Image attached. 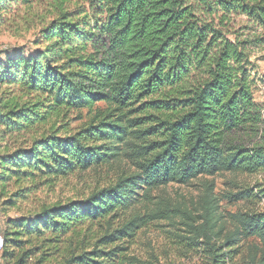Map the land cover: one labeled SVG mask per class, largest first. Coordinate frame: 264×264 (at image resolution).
<instances>
[{"label": "trees", "instance_id": "1", "mask_svg": "<svg viewBox=\"0 0 264 264\" xmlns=\"http://www.w3.org/2000/svg\"><path fill=\"white\" fill-rule=\"evenodd\" d=\"M35 2L45 9L34 49L0 50L2 206L75 173H118L85 198L8 220L0 259L53 264L62 251L56 264H160L116 244L144 225L134 212L151 192L264 172V144L237 141L263 123L252 74L264 60V0H0V29ZM82 111L77 129L61 125ZM231 197L264 199V188ZM216 208L175 237L201 264H264V212L230 216L221 240Z\"/></svg>", "mask_w": 264, "mask_h": 264}, {"label": "rangeland", "instance_id": "2", "mask_svg": "<svg viewBox=\"0 0 264 264\" xmlns=\"http://www.w3.org/2000/svg\"><path fill=\"white\" fill-rule=\"evenodd\" d=\"M44 9L42 2H35L33 9L27 13H25L27 7L21 6L18 14L14 16L16 23L0 29V50L22 47L26 49V54L33 50L41 24L37 16ZM256 66L252 74L254 78L253 102L261 112L263 123L259 127V132L237 136V141L247 146L264 144V60L258 61ZM79 116L80 120L77 119ZM87 118L85 111L81 114L74 113L69 115L67 120H63L61 125L69 123V128L77 129L88 120ZM11 143L9 141L10 145ZM117 173L118 171H100L72 174L53 184L40 186L27 200L19 202L14 208L2 206L5 199L0 198V234L2 235L8 220L25 215L44 204L85 198L96 188L114 180ZM245 187L253 189V193L264 188V172L250 176L221 173L213 177H199L187 185L170 184L155 190L134 212L143 217L144 225L135 231L133 237H124L116 244L126 248L127 256L135 257L140 261L157 260L160 264H201L198 253L186 246V241L175 236H188L186 233L189 229L182 225L184 223L191 224L195 221V226L202 225L201 217L207 209L214 205L217 206V215L221 216L217 224V228H221V240L233 231L234 223L230 216L236 213H263L264 199L236 202L233 200L231 196ZM126 220L128 218L124 221H113L111 227L120 228ZM93 232L94 237L104 233L99 227ZM255 243L258 244V241ZM32 245L36 247L35 243ZM57 253L61 254L62 251ZM57 253L49 262L53 264L60 262L61 256ZM37 258H39L38 255L28 264H36ZM0 264H5V262L0 259Z\"/></svg>", "mask_w": 264, "mask_h": 264}, {"label": "bare ground", "instance_id": "3", "mask_svg": "<svg viewBox=\"0 0 264 264\" xmlns=\"http://www.w3.org/2000/svg\"><path fill=\"white\" fill-rule=\"evenodd\" d=\"M2 245H3V237H2V235L0 234V247H2Z\"/></svg>", "mask_w": 264, "mask_h": 264}]
</instances>
